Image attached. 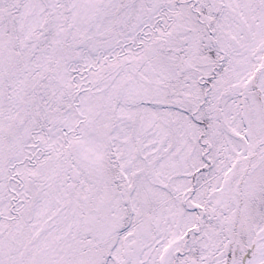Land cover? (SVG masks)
I'll return each instance as SVG.
<instances>
[{
  "label": "snow or ice",
  "instance_id": "1",
  "mask_svg": "<svg viewBox=\"0 0 264 264\" xmlns=\"http://www.w3.org/2000/svg\"><path fill=\"white\" fill-rule=\"evenodd\" d=\"M0 264H264V0H0Z\"/></svg>",
  "mask_w": 264,
  "mask_h": 264
}]
</instances>
